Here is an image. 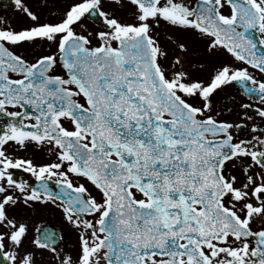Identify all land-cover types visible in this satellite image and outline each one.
Instances as JSON below:
<instances>
[{
	"label": "snow or ice",
	"instance_id": "obj_1",
	"mask_svg": "<svg viewBox=\"0 0 264 264\" xmlns=\"http://www.w3.org/2000/svg\"><path fill=\"white\" fill-rule=\"evenodd\" d=\"M14 6L20 27L0 18V264H264V0ZM197 45L207 79L190 70ZM233 84L255 101L239 121L214 103ZM50 206L75 236L66 251L24 215Z\"/></svg>",
	"mask_w": 264,
	"mask_h": 264
},
{
	"label": "flooded vegetation",
	"instance_id": "obj_2",
	"mask_svg": "<svg viewBox=\"0 0 264 264\" xmlns=\"http://www.w3.org/2000/svg\"><path fill=\"white\" fill-rule=\"evenodd\" d=\"M11 13L13 14L15 13V11ZM12 20H16V17H12ZM258 38L260 39L259 34H258ZM261 47L264 50V46ZM195 51L196 50H194V52ZM196 68L197 67H195L194 70ZM257 75L259 76L258 73ZM260 78H264V77H260ZM204 79H207L206 69H205ZM214 103L216 106V110L221 112L222 119L239 121L243 117V110L240 108V105L242 103H255V101L249 100L248 94L244 92V90L241 88L240 85L233 84L228 87H225L222 91H218L214 97ZM48 213L51 215V217L46 216ZM39 214H41V216L40 215L37 216L36 213H33L31 211L24 213V215L27 218V222L29 223L31 234L35 236L36 234L35 230L38 227L46 228L49 232L55 234V240L57 239V243H58V247H57L58 250L66 251L67 248L71 247L73 241L75 240V236L74 234L68 231V228L66 226V223L63 221L60 211L56 209L54 206H50L48 209L39 211ZM58 216L60 217L61 222L56 221ZM39 221H43V222L39 223ZM61 237H63V239H61Z\"/></svg>",
	"mask_w": 264,
	"mask_h": 264
},
{
	"label": "rangeland",
	"instance_id": "obj_3",
	"mask_svg": "<svg viewBox=\"0 0 264 264\" xmlns=\"http://www.w3.org/2000/svg\"><path fill=\"white\" fill-rule=\"evenodd\" d=\"M42 2V0H28V3L30 5H32L34 8H38L39 7V4ZM5 15V16H3ZM49 16V13L47 11H44L42 13V18H48ZM12 17H16V20H12ZM0 18H4L5 20H7L8 22H10L14 27H20L21 24H23L25 22V18L23 17V15L21 13L18 12V10L16 9L15 10V13H6L2 6L0 5ZM86 25L90 28V29H94L98 26L94 25V24H91L89 23L88 21H86ZM198 45H197V50L194 52V56H198L199 59L196 61V69L194 70L195 67L191 68L190 70L193 71L194 75H197L199 76L200 78H203L205 77V69H206V72H207V77L211 74L212 72V63L214 62H209L208 58L207 57H203L200 55L199 51H198ZM200 64H205L204 67H199ZM36 215H40L39 212L36 213ZM59 215V214H58ZM47 217H51V215L48 213L46 215ZM56 217V216H55ZM56 220V219H55ZM45 221V220H44ZM56 221H59L61 222V219L60 217L58 216L57 220ZM43 221H39V223H41ZM45 259L46 260H51V257L48 256L47 254H45Z\"/></svg>",
	"mask_w": 264,
	"mask_h": 264
},
{
	"label": "water",
	"instance_id": "obj_4",
	"mask_svg": "<svg viewBox=\"0 0 264 264\" xmlns=\"http://www.w3.org/2000/svg\"><path fill=\"white\" fill-rule=\"evenodd\" d=\"M1 2L4 4L5 9L8 10V11H11V10H13L15 8L14 3L12 2V0H1ZM92 22H94V21H92ZM250 31L252 33H255V30H250ZM55 242H56V240H55Z\"/></svg>",
	"mask_w": 264,
	"mask_h": 264
}]
</instances>
